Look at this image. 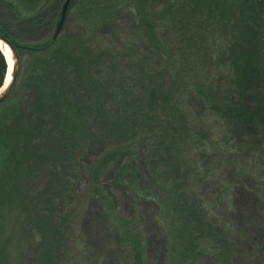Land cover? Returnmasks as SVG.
<instances>
[{
    "label": "rangeland",
    "instance_id": "rangeland-1",
    "mask_svg": "<svg viewBox=\"0 0 264 264\" xmlns=\"http://www.w3.org/2000/svg\"><path fill=\"white\" fill-rule=\"evenodd\" d=\"M65 1L0 0V29L22 45L49 41ZM110 2L101 0L96 7L92 0H72L57 39L69 40L66 53L84 52L82 45L94 49L103 57L97 70L111 76L114 85L134 84L135 94L142 91L146 75L158 77L165 89L174 88L178 109L174 112L189 127L184 130L188 141L181 162L168 176L166 159L161 158V166L156 164L168 150L140 129L129 141L105 140L112 149L129 146L136 151L120 159V166L117 160L100 170V185L92 173L104 154L101 143L92 144L76 165L71 158L63 163L52 155L38 161L24 154L31 170L21 173L19 147L9 134L0 133V264H218L208 253L213 252L217 234L205 239L198 230L199 217L189 213L199 208L203 224L235 238L232 264H264V139L247 136L213 117L192 92L195 85L208 82L217 97H238L239 75L234 79L236 71L213 63L219 54H226L229 37L219 31L199 43L163 33L162 41L173 43L175 49L176 57L169 56V61L136 34L141 21L127 3L117 4L109 19ZM147 8L154 20L167 9L161 2H150ZM17 53L19 77L0 103V127L12 119L22 125L23 119L13 114L28 116L36 100L44 101L51 92L35 95L23 77L30 52ZM258 92L245 91L244 101L254 105ZM31 120L38 123L37 118ZM60 121L81 130L71 112ZM133 160L140 176L133 173L138 184L127 187L132 174L125 175L120 168ZM169 213L175 217H165ZM201 243L207 247L196 252Z\"/></svg>",
    "mask_w": 264,
    "mask_h": 264
},
{
    "label": "trees",
    "instance_id": "trees-1",
    "mask_svg": "<svg viewBox=\"0 0 264 264\" xmlns=\"http://www.w3.org/2000/svg\"><path fill=\"white\" fill-rule=\"evenodd\" d=\"M92 1L96 7L101 2V0ZM150 2L152 5L161 2L167 8L155 20L147 8ZM122 3H127L135 18L139 17L141 21L139 23L141 27L137 28L136 34L148 42L152 50L167 60L169 56L171 60L175 59L176 55L173 43L168 45L162 41L163 33L171 34L181 41L199 43H203L205 35L214 38L219 31L229 37L226 54L223 56L219 54L213 63L219 66L221 62L224 67L236 71L234 79L239 75L242 83L240 87L237 86V90L240 91L238 97L235 99L228 95L217 97L213 89L209 88L208 82L195 85L192 92L200 97L213 117L221 118L247 136L264 139V0H235V2L229 0L228 3L219 0H150L149 3L146 0L142 2L111 0L106 6L109 9L107 16L109 19L113 18L117 4ZM0 33L19 52L29 50L31 58L27 61L26 73L23 77L33 88L35 95L39 97L42 96V92L47 94L48 89V92L51 91L47 96L44 95L46 96L44 101L36 100L28 116H19L17 112L13 114L14 117L23 119L22 125H16L12 119L8 125L0 127L2 136L7 137L9 134L14 145L19 147L18 151H21L19 157L21 173L25 172V169L26 172L31 170L27 165L25 156L27 154L38 161L45 158L48 160L52 155L58 156L63 163L71 158V163L76 165L92 144L101 143L104 154L92 173V180L100 185V170H106L117 160L120 166V159L133 151L135 154L136 151L129 146L112 149L111 142L107 143L105 140L127 138L126 140L129 141L140 129L147 130L149 137L155 139V143L162 146L165 151L168 150L165 157L159 155L156 164L161 166L163 164L161 158H165L163 165H167L166 170L171 169L168 176L174 172L177 162H181L178 159L183 157L188 141V135L184 130H189L187 121L183 117L177 118L174 112L178 110L174 106V88L165 89L160 85L158 77L146 75L144 83L141 82L142 91L135 94L134 84L132 88L121 87L119 83L114 85L111 76H105L97 70L100 65L99 60L102 61L103 57L91 47L79 43L85 49L84 52L71 51V55L66 53L69 40L60 42L53 37L44 43L22 45L2 29ZM7 68L6 58L0 50V89L4 85ZM18 77L13 88L17 85ZM241 90L244 92L259 90L255 93L257 96L254 105L244 101V92ZM120 92L125 95L123 100L118 97ZM117 100L119 103L116 102ZM35 111H40V114ZM69 112L79 120L81 130L60 121V118L68 115ZM33 117L37 118L38 123L30 122ZM28 139L31 143L35 142L36 147L31 143L28 144ZM38 140L42 143L39 144ZM169 162L171 164L168 165ZM130 163L132 165L120 168L125 175L132 174L127 182L128 185L126 184L127 187L134 182L138 184L137 177L133 173L140 176L136 162L133 160ZM92 189L95 194L98 193L99 189ZM168 198L170 200L171 197ZM189 213L199 217L198 230L205 239L210 234H217L213 252L209 249L208 253L216 258L218 264H232V252L237 245L235 238L232 235L230 237L222 234V229L214 231L203 224L204 214L200 208L190 210ZM165 217L175 216L169 213L165 214ZM48 219L51 220L50 217ZM203 245L201 243L196 252L207 247L206 244Z\"/></svg>",
    "mask_w": 264,
    "mask_h": 264
},
{
    "label": "water",
    "instance_id": "water-1",
    "mask_svg": "<svg viewBox=\"0 0 264 264\" xmlns=\"http://www.w3.org/2000/svg\"><path fill=\"white\" fill-rule=\"evenodd\" d=\"M71 3H72V0H66L64 5H63L62 13H61V19L57 25V28H56V31L54 34V39H57L59 37V35L63 29L64 22H65L68 10L71 6ZM0 41L4 42L9 47V49L11 50V52L13 54V58H14V65H13V69H12V79H11L10 83L6 86L4 91H1L3 89V87L5 86V83H6V79H7V75H8V71H9V64H8L7 57H6L3 49L0 46V50L4 54L6 61H7V65H8L5 82H4L3 87L0 89V103H1L8 98V96L10 95V93H11V91L15 85V82L17 79L18 67H19V57H18L16 47L1 33H0Z\"/></svg>",
    "mask_w": 264,
    "mask_h": 264
},
{
    "label": "bare ground",
    "instance_id": "bare-ground-1",
    "mask_svg": "<svg viewBox=\"0 0 264 264\" xmlns=\"http://www.w3.org/2000/svg\"><path fill=\"white\" fill-rule=\"evenodd\" d=\"M0 46L3 49V51L7 57V60H8V64H9V71H8L6 83H5V86L3 87V89L1 90V91H4V89L10 83V81L12 79V69H13V65H14V58H13V54H12L11 50L9 49V47L4 42L0 41Z\"/></svg>",
    "mask_w": 264,
    "mask_h": 264
}]
</instances>
